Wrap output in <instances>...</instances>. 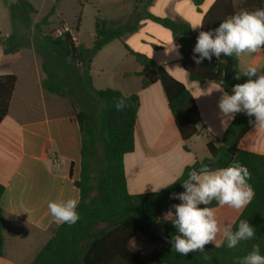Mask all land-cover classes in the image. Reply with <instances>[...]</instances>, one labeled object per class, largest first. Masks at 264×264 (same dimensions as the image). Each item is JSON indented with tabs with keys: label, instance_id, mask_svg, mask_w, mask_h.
<instances>
[{
	"label": "trees",
	"instance_id": "16d2710c",
	"mask_svg": "<svg viewBox=\"0 0 264 264\" xmlns=\"http://www.w3.org/2000/svg\"><path fill=\"white\" fill-rule=\"evenodd\" d=\"M152 1L136 0V15L128 25L97 17L90 49L76 45L70 33L60 38L44 34L43 28L52 25L50 18L55 13V7L40 22L33 24V15L38 11L29 0L8 3L13 33L6 39L0 38L3 53L6 56L14 55L25 47H31L21 42L17 22L33 27L32 47L45 58L43 71L46 79L43 88L50 94L74 100L82 137L81 175L75 182L80 192L77 207L80 219L74 225L57 227L54 237L31 264H236V258L250 253L254 244L260 246V254L264 255V156L239 148L240 141L255 121H250L243 112L235 115L219 146L208 141L211 159L187 167L174 184L162 191L143 195H131L128 192L124 156L135 150L140 98L138 95L125 96L115 89L94 88L91 64L100 51L113 41L137 32L140 22L150 19L178 38L182 66L191 81L215 83L231 94L235 84L248 79L244 75L235 79L237 73H243L239 68V58L235 55L228 57L222 54L219 59L213 56L211 61L205 59L197 65L193 60V48L199 32H194L186 22L152 15L148 11ZM193 1L199 6L204 0ZM235 1L241 2L239 6L235 5ZM144 4L145 8L141 10ZM262 8L264 0H218L206 14L200 31L215 29L237 12ZM81 23L82 14L77 17L75 31H79ZM126 48L143 68L137 74L141 78L142 88L147 89L158 82L162 84L182 140L187 142L198 136L201 118L195 99L186 86L168 75L152 59ZM16 82L15 75L0 77V124L8 114ZM80 90L96 104L95 110L81 100ZM118 98H124L127 104L120 111L114 107ZM185 149L188 150L187 147ZM233 161L248 168L251 174L248 183L253 187L255 196L232 230L238 229L240 220H248L256 230L255 238L241 241L232 249L227 247L226 242L220 246L209 243L203 252H190L186 256L178 254L173 249L172 241L165 242L151 228L162 221L166 234L172 240L178 234L172 223L175 217L171 215L170 219H164L169 211L174 214L173 205L179 204L178 199L170 198L172 194L184 190L183 181L188 179L193 169L199 171L200 167L209 163L214 165V169L226 168ZM4 193L5 186L0 184V202ZM217 205L218 202L213 200L208 206L213 208ZM4 230V211L0 205V258L4 256ZM138 235L153 242H162V251L150 257L143 256L141 251L134 250L131 245Z\"/></svg>",
	"mask_w": 264,
	"mask_h": 264
},
{
	"label": "crops",
	"instance_id": "0c3cea01",
	"mask_svg": "<svg viewBox=\"0 0 264 264\" xmlns=\"http://www.w3.org/2000/svg\"><path fill=\"white\" fill-rule=\"evenodd\" d=\"M3 1L9 10L8 3L15 0ZM29 1L38 11L33 18H43L55 7L51 26H67L72 34L78 15L83 16L88 7L93 8L95 19L99 17L128 25L136 15L137 6L136 0H76L72 7L76 23L71 25L64 17L67 5L62 6L66 0ZM217 1L204 0L197 6L193 0H153L148 11L156 17L186 22L192 28L203 25L206 14ZM81 29L82 23L78 32L74 30L77 37ZM200 30L198 27L193 31L198 33ZM12 33V22L9 32H3L0 26V38L6 39ZM77 44L90 49L80 40ZM173 45L179 43L170 30L146 19L140 22L137 32L106 46L91 64L95 89L110 88L125 96L138 95L140 98L135 150L124 156L127 189L131 195L162 191L180 178L187 167L211 159L208 141L219 146L233 122L223 116L218 107L225 90L215 83L191 81L182 66L180 47L177 55ZM126 47L152 59L186 86L201 118L198 136L187 142L182 140L162 84L158 82L147 89L142 88L137 74L143 68ZM238 58L242 72L254 66L264 73V50ZM7 75H15L17 82L8 114L0 124V184L5 186L0 202L5 228L4 256L0 258V264H31L54 237L55 229L61 226L52 220L48 201L68 198L80 201L75 182L81 175L82 137L76 112L58 96L44 90L43 61L33 47L6 56L0 43V77ZM239 148L264 156V130L256 128L254 123L240 141ZM213 208L219 223L222 226L230 224L232 228L245 210L237 211L219 204ZM222 240V234H218L216 244L220 245Z\"/></svg>",
	"mask_w": 264,
	"mask_h": 264
},
{
	"label": "clouds",
	"instance_id": "9594fccd",
	"mask_svg": "<svg viewBox=\"0 0 264 264\" xmlns=\"http://www.w3.org/2000/svg\"><path fill=\"white\" fill-rule=\"evenodd\" d=\"M202 28V25L192 27ZM177 50L179 45H173ZM264 49V8L254 11L243 10L227 17L219 26L209 31H199L193 48V60L200 65L205 59L211 61L224 56L255 54ZM248 77L244 83L235 84L232 93L223 92L218 107L221 114L231 120L237 113H245L255 117V127L264 130V73L254 66H249L243 73ZM255 77V79H253ZM127 106L124 98L115 100L117 111ZM251 174L247 167L233 161L226 168L210 170L203 165L199 171L192 170L188 179L183 181L184 192L173 193L170 198L181 201L173 205L175 213L167 215L175 217L172 222L177 233L172 237L175 251L186 256L190 252H203L205 245L214 243L218 234H222L221 244L226 242L229 249L235 248L241 241L254 239L255 228L248 220H240L238 229L233 231L232 225H221L214 208L209 207L213 200L219 206H228L240 211L246 208L255 196L253 187L248 183ZM176 181L174 180L172 184ZM79 200H50L47 208L56 224L74 225L80 219L77 212ZM204 205V207H201ZM236 264H264V255L260 254V246L253 245V250L242 258H236Z\"/></svg>",
	"mask_w": 264,
	"mask_h": 264
},
{
	"label": "rangeland",
	"instance_id": "374dc122",
	"mask_svg": "<svg viewBox=\"0 0 264 264\" xmlns=\"http://www.w3.org/2000/svg\"><path fill=\"white\" fill-rule=\"evenodd\" d=\"M6 1L11 2L13 0H6ZM76 3H77L76 0H66L64 1L63 6H62V7H65L67 5V7L64 9V17L66 21L71 25H74L76 23L74 10L72 9V7L76 5ZM240 3H241L240 1H235V5L237 4V6H239ZM41 19L42 18L40 17H34L33 24L40 22ZM53 20L56 21L57 18L54 17ZM94 22H95V15H94L93 8L88 7L86 11L84 12V15L82 16V29L78 37L76 33L74 32L75 29H73V34L77 38V43L80 40V42L85 43L88 47L92 48L93 36L95 33ZM0 26L3 32H9L11 30L10 12L5 7V2L3 0H0ZM57 28L58 26H55V25L50 26V27H44L43 28L44 34H49L53 36L54 31ZM17 32L21 36V42L23 44L30 45L31 47L34 45L33 27H26L21 22H17ZM38 55L44 63L45 58L39 53ZM78 93H79V97L81 98V100L87 103L88 107H90L92 110H95L96 104L90 100V98L85 94V92L80 90ZM58 99L64 102L67 105V107L70 108L72 111H75V112L78 111L74 100H72L71 98L58 97ZM251 117H252V121H254L255 117L254 116H251ZM170 218H171V215H167V214L164 215L165 220H168ZM131 245L134 250L141 251L143 256L145 257H150V256H153L161 252L164 246L162 242H153L145 238L142 235H138L132 241Z\"/></svg>",
	"mask_w": 264,
	"mask_h": 264
},
{
	"label": "water",
	"instance_id": "95a60500",
	"mask_svg": "<svg viewBox=\"0 0 264 264\" xmlns=\"http://www.w3.org/2000/svg\"><path fill=\"white\" fill-rule=\"evenodd\" d=\"M249 120L252 121V117L249 116ZM210 169L214 168L213 164L209 165ZM151 231L157 235H159L165 242L167 243H171V239L168 237V235L166 234L164 225L162 221H159L157 224H155L152 228Z\"/></svg>",
	"mask_w": 264,
	"mask_h": 264
},
{
	"label": "built area",
	"instance_id": "2783aa9c",
	"mask_svg": "<svg viewBox=\"0 0 264 264\" xmlns=\"http://www.w3.org/2000/svg\"><path fill=\"white\" fill-rule=\"evenodd\" d=\"M65 33H70L72 35L73 41L77 44V38L72 34V31L67 27V26H59L53 34L54 38H60L62 37Z\"/></svg>",
	"mask_w": 264,
	"mask_h": 264
}]
</instances>
